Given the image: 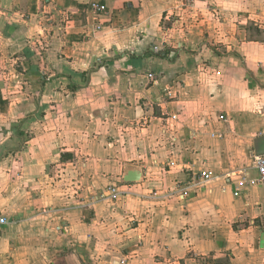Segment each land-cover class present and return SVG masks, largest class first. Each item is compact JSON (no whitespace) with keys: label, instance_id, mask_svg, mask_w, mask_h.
Here are the masks:
<instances>
[{"label":"crops","instance_id":"obj_1","mask_svg":"<svg viewBox=\"0 0 264 264\" xmlns=\"http://www.w3.org/2000/svg\"><path fill=\"white\" fill-rule=\"evenodd\" d=\"M263 154L264 0H0V264H261Z\"/></svg>","mask_w":264,"mask_h":264},{"label":"built area","instance_id":"obj_2","mask_svg":"<svg viewBox=\"0 0 264 264\" xmlns=\"http://www.w3.org/2000/svg\"><path fill=\"white\" fill-rule=\"evenodd\" d=\"M93 14L100 15L104 12V7L99 5H94L92 8ZM169 96H171L169 94ZM170 167L176 168L178 166L175 161H171ZM255 169L257 171L256 177H251L248 172H243L240 177V181L237 184V188L235 190V196H238L242 189L246 187H256V188H264V154L257 156L255 158ZM199 180L201 182H210L212 180V174L210 173H202L199 175ZM110 195L106 196L108 199H115L119 196V193L116 189L109 190ZM105 195L102 196V199ZM99 199V198H98ZM9 224V220L0 214V237L5 229V227ZM263 227H264V220H263Z\"/></svg>","mask_w":264,"mask_h":264},{"label":"rangeland","instance_id":"obj_3","mask_svg":"<svg viewBox=\"0 0 264 264\" xmlns=\"http://www.w3.org/2000/svg\"><path fill=\"white\" fill-rule=\"evenodd\" d=\"M257 262L264 264V255H259L254 258Z\"/></svg>","mask_w":264,"mask_h":264},{"label":"water","instance_id":"obj_4","mask_svg":"<svg viewBox=\"0 0 264 264\" xmlns=\"http://www.w3.org/2000/svg\"><path fill=\"white\" fill-rule=\"evenodd\" d=\"M262 244H263V248H264V236H263V238H262Z\"/></svg>","mask_w":264,"mask_h":264}]
</instances>
